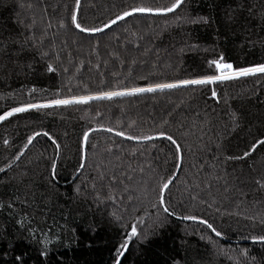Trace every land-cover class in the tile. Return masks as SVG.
<instances>
[{"label": "trees", "instance_id": "obj_1", "mask_svg": "<svg viewBox=\"0 0 264 264\" xmlns=\"http://www.w3.org/2000/svg\"><path fill=\"white\" fill-rule=\"evenodd\" d=\"M171 2L80 0L77 9L76 0H0V115L27 102L199 78L220 55L234 66L264 63V0H185L172 14H137L97 34L71 24L73 12L83 26L102 28L132 6ZM199 17L208 22H190ZM48 64L56 71L48 72ZM109 127L114 131L104 130ZM161 128L183 146L181 158L157 135ZM121 130L154 139L127 140L116 135ZM29 137H35L31 144ZM258 139H264V76L0 121V168L6 169L0 172V264H112L126 231L113 213L125 224L139 216L150 225L154 190L169 177L174 183L164 195L176 212L207 219L222 236L174 216L147 240L133 238L122 264H264V242L252 240L264 235V188L256 183L264 181V147L243 160L226 159ZM113 177L115 201L107 198ZM45 250L48 257L40 255Z\"/></svg>", "mask_w": 264, "mask_h": 264}, {"label": "snow or ice", "instance_id": "obj_2", "mask_svg": "<svg viewBox=\"0 0 264 264\" xmlns=\"http://www.w3.org/2000/svg\"><path fill=\"white\" fill-rule=\"evenodd\" d=\"M185 3V0H172L170 4L164 7H152V6H145V5H139V6H132L128 9H125L122 13L116 16L115 19L110 21V24L104 25V28L109 27L111 24H116L119 20H124L127 17L135 16L137 14H149V15H155V16H164L168 13H174L177 9L181 8L182 5ZM80 0H76V7L79 8ZM30 7V5H29ZM191 23H198L203 22L207 23V19L204 17H199L197 19L191 20ZM71 24L75 26L76 29L79 30L80 33H97L104 31V28L101 27H85L80 22H78L77 15L75 12L71 15ZM51 27V24L48 25ZM66 25L61 23L60 27H65ZM143 39V37H141ZM48 53L44 52L42 53V56H47ZM57 59H59V56L57 55ZM208 67L211 70L208 74H205L199 78L194 79H181L175 82H156V83H148L146 86H140V87H131V88H122L120 90H112V91H100L95 94H89V95H81V96H71L67 98H52L47 99L43 101H36V102H27L23 103L18 107L11 108L10 111L5 112L3 115H0V121H5L9 117H12L18 113H27L31 110H36L37 112H40L44 109H51V108H60V107H69L73 105H83L88 104L92 100H112L114 97H122V96H135L142 93H155L157 91H164L165 89H178L181 87H188V86H200V87H207L211 85H217L219 83H224L228 81H236L240 78H247V77H256V76H264V63H258L255 65L250 66H234L232 63H228L225 61V58L223 55H220L216 59H212L208 61ZM47 71L52 73L56 71V68L52 64L47 65ZM64 71H68L67 68L64 69ZM131 75V73H129ZM143 79H147V77H144ZM211 98L215 100L217 103L219 102V94L216 91L215 88H210ZM35 89H32L31 92H35ZM233 121H236L238 118L235 113L232 114ZM167 124V121L164 122ZM238 126V125H237ZM107 132H113V128H106L104 129ZM44 135L46 137H49V133L44 132L35 133V136ZM117 136H123L127 140H151L154 139L153 136L147 135V134H140V135H133L126 133L124 131H117ZM160 138L166 139L171 143V145L174 147L173 155L176 158H181L182 148L183 146L179 143L178 139L175 138L171 133H167L161 128V130L157 134ZM35 137H29L28 143L31 144L33 139ZM51 139V137H49ZM89 142V132L83 133V143L85 146L88 145ZM8 141L5 140V144H7ZM53 143L56 145V149L59 150L60 145L57 144L54 140ZM93 147H95L93 145ZM264 147V139H258L254 143L251 144L250 148L246 151H244L243 155L238 156H228L226 157L227 160H243L248 158L252 153L256 152L258 148ZM110 151L111 149H107ZM22 155V154H21ZM16 160L20 159V156H17L15 158ZM83 159L87 160V155L83 156ZM12 165L9 164L8 168H11ZM79 169H85L87 167L86 163H80L78 165ZM5 168H0V172H5ZM57 175V164L55 161L51 164V170H50V177L54 180L55 176ZM104 172H99L97 179L100 181H103L105 178ZM175 177H169L167 179H161L157 184L156 191V201L152 204V212L148 213V217L151 219V224H147L146 220L139 216H134L132 218V221L128 222L127 224L123 223V216L117 215L116 213H113L114 219L121 222L122 227L126 230L124 237L121 242H118L114 248H113V257H112V264H122V260L125 257V254L129 250V243L133 240V238H139L142 241L147 240L149 238L150 234H155V231L157 229H163V227L168 223L170 218L174 216H180L183 220L193 221L197 222L199 224L205 225L208 229L211 230L212 233L215 234L216 237H221L222 233L218 231L212 223H210L207 219H203L201 217H198L194 214H188V215H180L176 212L175 207H173L170 204V201L166 200L165 198V192L170 191V185L174 183ZM118 183V178L113 177L109 182V192L107 193V198L111 201H115V193L112 191V188ZM256 183L261 187L264 188V181L262 180H256ZM210 186V185H209ZM199 187V185H197ZM92 188L95 191L96 190V183L92 184ZM77 193H79L80 188L77 187L76 189ZM26 196L28 193L25 194ZM17 199H19L17 197ZM96 199H101L100 193L97 194ZM193 200L196 199V197H192ZM24 203H27V200L24 201ZM5 205L0 204V208H3ZM12 203L9 202L7 204L8 208H12ZM211 207V204L208 205ZM23 223V221H21ZM127 229H130V231H127ZM201 239H204V237H201ZM209 243H214L211 237L208 238ZM253 241H259L264 242V235L260 236H253ZM45 244H47V241H45ZM246 254V253H245ZM43 257H48L49 253L47 250L40 253ZM17 259H21L20 257H17Z\"/></svg>", "mask_w": 264, "mask_h": 264}, {"label": "water", "instance_id": "obj_3", "mask_svg": "<svg viewBox=\"0 0 264 264\" xmlns=\"http://www.w3.org/2000/svg\"><path fill=\"white\" fill-rule=\"evenodd\" d=\"M177 11V10H176ZM169 14H172V13H168V14H166V15H169ZM145 15H149V14H145ZM151 16H155V15H151ZM127 18H129V17H127ZM127 18H125V19H127ZM124 19V20H125ZM121 21H123V20H119V21H117V23H119V22H121ZM116 23V24H117ZM110 24V23H109ZM116 24H111L109 27H107V28H104V27H102V28H104V31H106L107 29H109V28H111L112 26H114V25H116ZM104 31H102V32H104ZM97 33H101V32H97ZM97 33H91V34H97Z\"/></svg>", "mask_w": 264, "mask_h": 264}]
</instances>
